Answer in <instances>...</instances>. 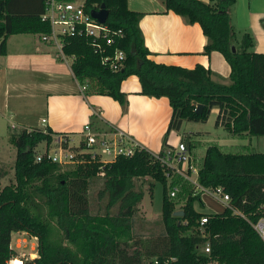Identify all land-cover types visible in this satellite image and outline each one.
Wrapping results in <instances>:
<instances>
[{
  "label": "trees",
  "instance_id": "16d2710c",
  "mask_svg": "<svg viewBox=\"0 0 264 264\" xmlns=\"http://www.w3.org/2000/svg\"><path fill=\"white\" fill-rule=\"evenodd\" d=\"M236 0H162L167 10L188 23H198L206 39L203 52L217 51L230 66L229 82H216L211 70L201 65L183 68L156 63L149 58L139 21L142 14L130 10L127 0H84L90 13L102 4L108 10L105 22L112 31L121 29L107 46L84 33L62 38V51L72 57L74 77L85 83V94L105 95L127 107L123 80L136 75L140 94L168 98L172 114L157 153L172 147L167 136L179 130L184 120L205 122L217 108L216 125L233 135L264 136V53L250 50L254 39L244 33L239 44L231 25L230 8ZM46 0H0V55L6 53L9 36L19 33L50 32L41 20ZM234 47V50L232 49ZM122 49V66L112 70L101 58ZM201 104V112L196 108ZM22 129L10 136L16 149L14 181L0 189V264L10 258L11 234L26 232L38 238V257L32 264H264V242L252 227L264 217V153L223 152L218 145L206 148L197 182L203 187L221 186L230 196L229 208L221 213L197 211L200 195L187 191L182 216H175V203L167 192V166L147 149L136 148L130 157L119 156L102 169L99 163L85 162L63 169L46 156L35 160V148L49 144L56 133L50 128ZM187 140V139H186ZM83 144V143H82ZM188 148L192 144L187 140ZM103 172L99 197H107L105 213L89 209V181ZM150 176L162 184V231L142 241L133 240L132 229L143 191L135 179ZM117 206V212L110 209ZM46 209V211L44 210ZM208 215L199 229L200 218ZM208 243L210 252L199 247ZM131 249V251H130ZM151 263V262H150Z\"/></svg>",
  "mask_w": 264,
  "mask_h": 264
},
{
  "label": "crops",
  "instance_id": "0c3cea01",
  "mask_svg": "<svg viewBox=\"0 0 264 264\" xmlns=\"http://www.w3.org/2000/svg\"><path fill=\"white\" fill-rule=\"evenodd\" d=\"M127 6L142 14L139 27L151 60L189 69L201 65L211 70L214 81L229 82L230 66L223 55L203 52L206 39L197 22H186L167 10L162 0H127ZM230 20L237 44L244 33H250L254 39L250 50L264 53V0H236L230 8ZM71 62L72 57L61 54L40 34L9 36L6 53L0 55V138L10 139V134L22 129L50 128L66 134L70 145L78 142L72 145L75 148L83 137L84 125L90 123L96 132L123 131L140 147L157 154L172 114L168 98L140 94L138 77L131 75L121 83L128 101L123 111L109 96L85 94ZM211 111L216 115L218 109ZM43 118L45 124L41 123ZM172 134L167 136L169 145L175 147L184 140L179 137L173 142Z\"/></svg>",
  "mask_w": 264,
  "mask_h": 264
},
{
  "label": "built area",
  "instance_id": "2783aa9c",
  "mask_svg": "<svg viewBox=\"0 0 264 264\" xmlns=\"http://www.w3.org/2000/svg\"><path fill=\"white\" fill-rule=\"evenodd\" d=\"M40 18L50 26L49 33L40 34L41 39L56 45L61 54H64L62 51V38L65 36L84 33L93 38L94 46L103 50V48L101 49L99 40H103L107 46H110L114 42L115 35H122L121 29L111 31L105 23H99L90 13L85 12L83 3L79 4L73 0H46L44 12L41 14ZM124 59V51L116 48L112 56L107 54L101 58V61L102 63H108L112 70H117L122 66ZM85 88L86 86L82 85V91H85ZM41 123L45 124L46 119L43 118ZM45 129L46 128L42 130L46 132ZM82 134L83 139L75 148L69 144L66 136L62 134L53 136L49 144L44 142V149L42 151L35 150V160L41 161V159L46 156L49 160L56 162L62 167L64 165H78L92 161L99 163V167L102 169L106 164L114 162L119 156L130 157L134 154L136 148H140V146L133 142L126 133L120 130L96 132L92 130L90 123H86L83 127ZM186 151L185 144L180 142L175 147L172 146L167 148L164 151V155L161 157L155 154V158L167 167L170 166L169 161L173 158H176L177 161L181 163L188 162L187 167L183 166L185 170L180 171L182 175L188 176L185 171L191 170V165H189L190 158L186 155ZM99 174L103 175V172ZM166 175L169 177L170 173ZM196 187L200 188L202 193H211L215 199L223 203L233 214L242 215L239 210L231 206L230 196L221 186L203 187L198 184L196 177ZM175 193L176 188H174L170 195L175 196ZM208 219V215H204L200 218V230L202 226L207 223ZM252 227L264 242V217L260 218L255 224H252ZM32 238L36 240L35 244L31 243L32 251L27 253V255L24 252L20 253V255L14 253L3 264H16L17 258L20 260V264H32L33 260L38 257L39 254L37 249L38 238L35 236H32ZM21 242L22 240L18 238L15 240V245L13 246L11 239L10 249L13 251L17 250ZM23 242H25V240H23ZM199 250L204 254H208L210 252V246L208 243H205L199 247ZM150 262L149 264H159L156 258H153Z\"/></svg>",
  "mask_w": 264,
  "mask_h": 264
},
{
  "label": "rangeland",
  "instance_id": "374dc122",
  "mask_svg": "<svg viewBox=\"0 0 264 264\" xmlns=\"http://www.w3.org/2000/svg\"><path fill=\"white\" fill-rule=\"evenodd\" d=\"M85 83L86 82H84L83 85H85ZM215 120L216 115H214L211 111L208 119L205 122L184 120L181 128L178 131L172 130L173 138L171 140L173 142H177L179 137L184 139L182 142L186 146V155L190 158L189 165H191V170L185 171L188 176H184L180 173V171L185 170L183 169V166L187 167L188 162L181 163L178 162L176 158H173L169 161L170 166L167 167V173H170V176L167 177V192L169 198L173 199L175 203V211L179 210L186 202V190L189 189L193 194L200 195V200L202 203H194V208L197 211L206 214H216L223 212L225 209V205L215 199L211 193H202L200 188L196 187V171L202 164L205 150L208 146L218 145L223 152L250 151L264 153V136H250L247 134L233 135L227 132L223 127L217 126ZM188 134L190 136L187 138ZM11 135L12 134H10V136ZM184 136L185 138H183ZM67 138L69 137L67 136ZM186 139L192 144L191 148H188ZM72 142L73 144L78 143L75 141ZM220 145H222V147ZM43 149L44 142L39 143L35 148L36 151H42ZM15 157L16 149L11 144L9 137H1L0 189L14 181ZM70 166L73 165H64L63 169L69 168ZM135 186L136 189L142 190L144 195L141 202L138 204L137 211L134 216L132 235L133 240L142 241L159 234L163 229L161 222L162 184L158 181H155L152 177L146 176L135 179ZM102 188L103 177L101 174L93 177L89 181L88 201L89 209L92 214H103L106 211L105 205L107 202V197H99L98 195ZM174 188H176L175 196H171L170 193L174 190ZM44 210L46 211L45 208ZM116 212L117 206H114L110 209L111 215H114ZM18 238L19 240H22V242L20 243L19 247H17V250L14 251V253L16 255H20V253L24 252L27 255V253L32 251L31 243L35 244L36 240L26 232H13L11 235L13 246L15 245V240ZM23 240H25V242H23ZM37 243L39 244L38 241ZM152 259H148V261Z\"/></svg>",
  "mask_w": 264,
  "mask_h": 264
},
{
  "label": "water",
  "instance_id": "95a60500",
  "mask_svg": "<svg viewBox=\"0 0 264 264\" xmlns=\"http://www.w3.org/2000/svg\"><path fill=\"white\" fill-rule=\"evenodd\" d=\"M91 16L96 19L99 23H105L108 17V10L105 8V5L102 4L99 9H93L90 11ZM234 50V47L232 48ZM202 105L199 104L196 108V112H201ZM175 216H182L183 210H176L173 212Z\"/></svg>",
  "mask_w": 264,
  "mask_h": 264
},
{
  "label": "bare ground",
  "instance_id": "6f19581e",
  "mask_svg": "<svg viewBox=\"0 0 264 264\" xmlns=\"http://www.w3.org/2000/svg\"><path fill=\"white\" fill-rule=\"evenodd\" d=\"M19 261H20V260L17 258L15 263H16V264H20Z\"/></svg>",
  "mask_w": 264,
  "mask_h": 264
}]
</instances>
